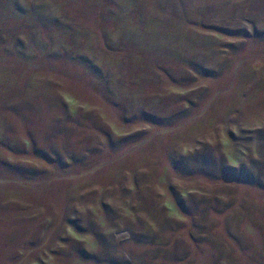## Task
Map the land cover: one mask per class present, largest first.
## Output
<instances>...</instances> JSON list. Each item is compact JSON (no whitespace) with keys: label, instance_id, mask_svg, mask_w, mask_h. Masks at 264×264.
Returning a JSON list of instances; mask_svg holds the SVG:
<instances>
[{"label":"rangeland","instance_id":"obj_1","mask_svg":"<svg viewBox=\"0 0 264 264\" xmlns=\"http://www.w3.org/2000/svg\"><path fill=\"white\" fill-rule=\"evenodd\" d=\"M0 264H264V0H0Z\"/></svg>","mask_w":264,"mask_h":264}]
</instances>
